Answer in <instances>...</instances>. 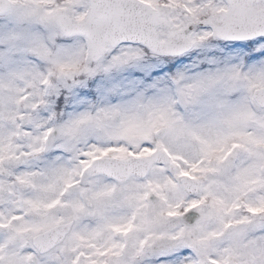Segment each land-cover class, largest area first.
<instances>
[{"label":"snow or ice","instance_id":"snow-or-ice-1","mask_svg":"<svg viewBox=\"0 0 264 264\" xmlns=\"http://www.w3.org/2000/svg\"><path fill=\"white\" fill-rule=\"evenodd\" d=\"M0 264H264V0H0Z\"/></svg>","mask_w":264,"mask_h":264}]
</instances>
